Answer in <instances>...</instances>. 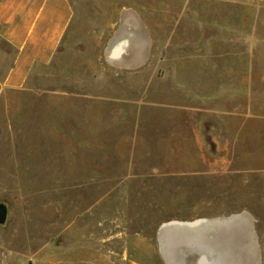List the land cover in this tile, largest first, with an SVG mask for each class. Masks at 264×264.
Returning a JSON list of instances; mask_svg holds the SVG:
<instances>
[{
	"label": "rangeland",
	"instance_id": "1",
	"mask_svg": "<svg viewBox=\"0 0 264 264\" xmlns=\"http://www.w3.org/2000/svg\"><path fill=\"white\" fill-rule=\"evenodd\" d=\"M71 1L53 61L0 98V264L78 249L163 264L160 244L192 243L214 218L246 220L225 246L252 252L225 264H264V0H116L144 7L142 74L110 65L109 33L88 26L107 25L111 1Z\"/></svg>",
	"mask_w": 264,
	"mask_h": 264
},
{
	"label": "crops",
	"instance_id": "2",
	"mask_svg": "<svg viewBox=\"0 0 264 264\" xmlns=\"http://www.w3.org/2000/svg\"><path fill=\"white\" fill-rule=\"evenodd\" d=\"M110 1V5L114 6V12L110 13L107 25L100 26L90 22L88 26L94 29L104 27L107 30L106 34L109 33L110 38L104 48V58L110 65L124 70L126 74H142L143 72L139 70H143L147 65L153 44L150 27L142 14L144 7L139 9L131 4L118 7L116 0ZM190 1L206 5L212 2L236 4L241 0ZM94 4L100 5L96 1ZM203 6L197 7L196 11L202 10ZM147 8H145L146 11ZM76 15L77 11L71 0H0V42L10 53L7 55L0 52V98L8 91L24 89L35 67L47 66L53 61ZM82 18L83 15L80 19ZM86 24L85 20H81L83 27ZM207 24L208 22L203 20L194 21L196 28L207 27ZM174 26L177 27V25ZM196 72L192 74L195 75ZM204 221L205 225H197L199 227L197 233L190 235L194 242L184 245H159L163 264L180 263L179 248L182 252L189 253L188 260L187 255L182 256L181 264H225V260L231 258L234 260V257H238L237 260L240 261L241 256L252 252V248L244 244L237 247L225 246V234L231 231L241 232L239 235L245 237L243 228L245 224L242 223L246 221L245 219H240L241 222L237 223L225 222V218ZM182 236L185 237V233H182ZM232 252L236 255L232 256ZM89 254L90 252L86 253L85 249H78L76 254L73 253L68 260L59 264H103L100 252L94 250L92 255ZM17 258L18 256L14 257V260L8 264H21ZM28 263L57 264L53 257L45 262H39L36 257H30ZM124 264H143V262L127 260Z\"/></svg>",
	"mask_w": 264,
	"mask_h": 264
},
{
	"label": "water",
	"instance_id": "3",
	"mask_svg": "<svg viewBox=\"0 0 264 264\" xmlns=\"http://www.w3.org/2000/svg\"><path fill=\"white\" fill-rule=\"evenodd\" d=\"M6 219V209L3 205H0V224L4 223ZM195 240H193L194 242ZM187 244H190L189 242Z\"/></svg>",
	"mask_w": 264,
	"mask_h": 264
},
{
	"label": "bare ground",
	"instance_id": "4",
	"mask_svg": "<svg viewBox=\"0 0 264 264\" xmlns=\"http://www.w3.org/2000/svg\"><path fill=\"white\" fill-rule=\"evenodd\" d=\"M198 223V222H197ZM194 226V225H193Z\"/></svg>",
	"mask_w": 264,
	"mask_h": 264
}]
</instances>
